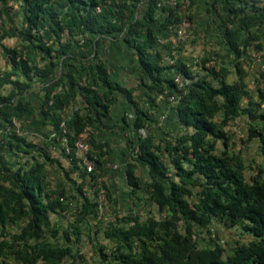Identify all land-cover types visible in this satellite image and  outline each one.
<instances>
[{
    "label": "trees",
    "instance_id": "trees-1",
    "mask_svg": "<svg viewBox=\"0 0 264 264\" xmlns=\"http://www.w3.org/2000/svg\"><path fill=\"white\" fill-rule=\"evenodd\" d=\"M19 2L20 26L3 24L6 10L0 5L5 63L0 70V258L10 256L14 264H264V128L256 127L264 119V108L256 113L264 105V74L256 80L258 101L250 98L244 80L247 50L264 53V0H210L208 10L218 16L223 42L233 54V81L228 79L230 69L206 65L207 57L197 71L183 63L161 62L160 36L191 18L190 1L185 9L181 1L171 5L168 0ZM7 37L18 43L4 44ZM109 38L136 55L138 81L153 108L157 96L181 94L174 111L183 131L170 138L159 135L164 131L152 126L151 113L136 105L130 89L111 80L98 53ZM84 43L94 45L92 56L76 49ZM170 68L174 73L167 76ZM175 74L183 78L182 89ZM36 80L42 93L39 121L50 130V145H60L69 171L80 179L77 185L73 181L80 193L76 223L98 212L96 193H83L84 182H95L98 171H107V145L97 142L90 128L122 96L134 106L136 133L146 129L128 142L132 161L126 163L125 174L131 188L146 191L157 215L129 213L110 223L103 233L114 246L109 253L100 246L96 263L74 248L80 233L74 223L63 233L66 245L44 236L45 227L52 234L58 231L50 226V214L66 211V189L52 188L48 180L47 165L58 160L15 129L16 120L31 108L26 96ZM77 99L81 103L67 116L65 109ZM243 114L248 119L245 140L258 138L260 143L262 164L255 167L231 149L233 140L225 129ZM84 132L91 145L88 156L95 163L92 172L77 155L76 141ZM9 153L18 159L10 162ZM137 163L147 167L146 184L136 173ZM213 221L236 227L247 241L234 243L226 258L215 239L212 245L199 246V233L207 230L214 237ZM19 222L23 224L17 232L7 231Z\"/></svg>",
    "mask_w": 264,
    "mask_h": 264
},
{
    "label": "crops",
    "instance_id": "crops-1",
    "mask_svg": "<svg viewBox=\"0 0 264 264\" xmlns=\"http://www.w3.org/2000/svg\"><path fill=\"white\" fill-rule=\"evenodd\" d=\"M188 1H190L191 4L189 8L191 18L184 20L185 35L179 37L177 34L178 27H176L175 29L169 28L160 36L158 51L161 55V62L168 65L183 63L187 66H191L193 71H197L199 67L197 63V51L200 49V46H202L201 44L203 42H217L219 44V49L221 48V51L224 53L222 54L219 51V56L231 61L233 54L227 49V46L223 42L218 16L212 15L208 10L210 0ZM19 5L16 8H19ZM18 13L19 9L17 15H13V13L6 11L5 20L9 21V23H15L14 16L15 18L20 17ZM81 45L76 49L89 53L90 56L93 55L94 45L85 43ZM179 50L180 55L178 54ZM98 53L108 65V72L111 80L130 89L136 105L151 113L155 119L152 126L158 127V129L160 128L159 130L162 129L164 131L162 133L161 131H158L159 135L170 138L184 130V126H181L176 119L174 111L175 104L170 102L167 97L163 95L157 96L156 108H153L150 105L144 94V89L138 81L136 73L137 57L133 52L127 50L121 41L115 39L112 40L110 38L107 39L105 43L102 44ZM247 54L249 56L251 54L249 49L247 50ZM217 66L232 69V66L227 63H222L221 65L217 64ZM166 73L167 76L172 75L174 73V68L167 69ZM39 87L40 84L38 86L33 84V88L35 89L26 96V99L31 103V108L16 120L25 126L24 131H20L15 127V129L25 137L26 135H33L34 131H39L41 133L45 128L37 116L39 97L42 94ZM80 103V99H77L76 102L68 106L65 109L66 115L70 116L74 105H79ZM134 118L135 110L133 104L126 98L118 96L116 102L110 108L109 115L103 118L101 123L94 124L90 128V132L97 142H104L107 145L105 147L107 151L106 172L112 177L110 182H118L124 190L122 196L123 202H146V204H150L149 200H147L146 191L142 188H131L127 182L125 174L126 163L132 161L130 158V149L128 147L129 140L136 135H144L146 133V129H142L141 131L138 130L136 133L133 128ZM26 138L28 139V136ZM109 162L113 163L112 165H117V168H112V165L109 166ZM136 173L140 177L142 183L146 184L148 181L147 167L143 164L137 163ZM141 207H143V205L139 206V209Z\"/></svg>",
    "mask_w": 264,
    "mask_h": 264
},
{
    "label": "rangeland",
    "instance_id": "rangeland-1",
    "mask_svg": "<svg viewBox=\"0 0 264 264\" xmlns=\"http://www.w3.org/2000/svg\"><path fill=\"white\" fill-rule=\"evenodd\" d=\"M19 0H0V5H3L5 10L9 13H13L17 15L18 12V5ZM17 5V6H16ZM14 22L17 26H20V17L14 16ZM9 21L5 20L4 25L7 27ZM3 43L9 46L16 45L18 43L15 37H7L4 38ZM200 46V49L197 51L198 54V62L199 67L202 63L203 58H209L207 60L206 65L208 66H215L217 64L221 65L222 63H227L232 66L233 59L227 60L226 58L219 56V44L217 42H203ZM251 52L250 59L248 58L245 64L246 75L244 80L247 83V89L249 90V95L252 101H258L259 98L257 96L256 91V80L257 78L261 79L260 73L264 74V53L262 51H255L249 49ZM180 55V50L178 52ZM228 61V62H227ZM198 67V68H199ZM5 68L4 59L2 58L1 51H0V70ZM228 79L233 81L236 79V75L234 73V69H232ZM36 86L39 85V81L36 80L34 82ZM8 87L4 88V91H8ZM248 98H243V103H247ZM264 108V105H261L256 113H261ZM216 120L219 121L220 117L217 116ZM259 123L256 124L258 129L264 128V119L258 120ZM262 122V123H261ZM247 124L248 119L246 115H239L235 119H233L229 126L225 127V129L230 133L231 138L233 140V144L231 145V149L234 152H240L241 156L249 163L252 167L256 165L262 164V156L260 151V143L258 138H253L250 140H245L247 135ZM16 129L20 131H24V125L16 121L15 125ZM48 134V136H47ZM50 130L49 128L45 127L44 130L40 133L39 131H34L33 135H26L28 136V140L35 142L38 145H41L45 148L48 153L58 160L57 163L48 164L47 171H48V180L50 183V187L52 188H65V204H66V211H60L59 213H51L50 214V226L56 227L58 229L56 234H52L46 227L44 228L45 234L44 236L46 239L55 244L66 245L67 241L64 238V231H71L73 229L71 223L77 225L79 227L80 233L78 240H73L74 248H78L80 253L84 255L89 262L96 263L99 258V247L103 246V252L109 253L111 252L112 247L114 246L113 242H110L104 235L103 230L110 224V223H119L121 220L120 217L128 215L129 213L133 214L136 212L137 214L141 215L144 218L148 214H153L155 212L154 208L150 204L144 203H127L123 202L122 196L124 190L121 188L118 182L112 181V178L109 176L107 172H101L100 175L97 177L96 186L98 188H102L106 194V201L103 203L100 210H98L96 215H87L86 218L76 223V208L78 200L77 198L80 197V193L77 191V183L80 182V179L75 172H70V163L67 158L62 154L60 145L57 147H53L50 145V138H49ZM1 138V137H0ZM220 144L217 145L219 148ZM91 147V145H90ZM6 154V153H5ZM6 159H10V162H14L15 159H18L13 153H9ZM22 158V157H21ZM109 166L113 163L109 162ZM95 167V164H94ZM250 171L248 170L247 175H249ZM75 181L76 185L73 183ZM83 193L86 195L93 196V190L91 189L90 184L88 181H85L82 187ZM95 198V197H94ZM143 205L140 210L139 206ZM140 211V212H139ZM142 211V212H141ZM157 215V214H156ZM117 217V218H116ZM119 218V219H118ZM22 222H19L16 225H9L7 227V231L11 234L17 232L19 227L22 225ZM211 230L214 233V237H209L207 230L199 233V246H207L212 245L215 241H218L221 246L224 248L223 257L226 258L231 251V247L236 242H245L247 241V236L240 233V231L236 227H227L223 225L221 222L213 221L211 225ZM0 264H14V260L10 257L0 258Z\"/></svg>",
    "mask_w": 264,
    "mask_h": 264
},
{
    "label": "built area",
    "instance_id": "built-area-1",
    "mask_svg": "<svg viewBox=\"0 0 264 264\" xmlns=\"http://www.w3.org/2000/svg\"><path fill=\"white\" fill-rule=\"evenodd\" d=\"M168 2L171 4V5H175L177 2H179L178 0H168ZM182 2V8L185 9L188 4H189V1L188 0H185V1H181ZM97 10H99V8H97ZM184 24H185V21L182 20L180 21L179 23V26H178V29H177V34L179 37H182L185 35V30H184ZM174 81L177 83L179 89H182L184 87V81H183V78L180 74H175L174 75ZM181 97V94H175V95H170V96H167V99L172 102V103H175L179 98ZM66 141L63 139V145H65V152L68 151V147L66 146ZM76 149H77V155L79 157H81V162H82V166L83 168L87 171V172H92L93 169H94V160H92L89 156H88V152L90 150V144L88 142V133L87 132H84L82 133L79 138L77 139L76 141ZM112 168H117V165H112L111 166ZM96 181H97V178H96ZM95 181V182H96ZM95 182H91L90 183V186H91V189L93 190V193H96L95 195V200L97 202V208L98 210L101 209L103 203L106 201V194H105V191L104 189L102 188H98L96 186V183Z\"/></svg>",
    "mask_w": 264,
    "mask_h": 264
}]
</instances>
